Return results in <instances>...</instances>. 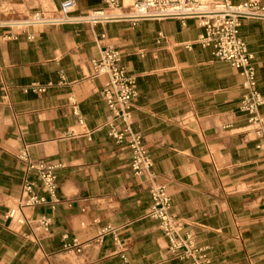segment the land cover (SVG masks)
<instances>
[{"label": "crops", "instance_id": "0c3cea01", "mask_svg": "<svg viewBox=\"0 0 264 264\" xmlns=\"http://www.w3.org/2000/svg\"><path fill=\"white\" fill-rule=\"evenodd\" d=\"M65 1L0 0V264H189L172 257L149 218L152 183L166 188L181 235L212 264H264V167L239 110L238 72L198 43L204 29L195 18L21 24L41 12L60 19ZM73 1V18L106 8L104 0ZM134 1L120 0V13ZM239 35L264 97V18L242 17ZM107 46L137 77L133 128L155 180L136 176L129 150L109 136L105 77L91 73ZM49 83L44 93L33 86ZM24 150L34 162L60 165L55 209H20L29 222L50 217L48 232L5 218L20 206L26 180L45 195L19 160ZM73 240L80 252L64 248Z\"/></svg>", "mask_w": 264, "mask_h": 264}, {"label": "built area", "instance_id": "2783aa9c", "mask_svg": "<svg viewBox=\"0 0 264 264\" xmlns=\"http://www.w3.org/2000/svg\"><path fill=\"white\" fill-rule=\"evenodd\" d=\"M105 9L93 11L95 16L89 13L85 17L73 18L70 14L75 9V2L68 0L60 5L61 18L58 22H73L85 20L92 24L106 17L103 13L111 8L120 9L123 5L120 0H104ZM130 11L126 18L133 23L141 19L155 18H195L204 29L198 39V43L205 48H211L213 55L219 61L228 63L241 77L243 95L239 103V110L247 115L250 133L256 141V149L260 153V161L264 167V115L260 112L264 105V97L256 89V69L253 63L254 56L250 52L247 43L240 37L242 17L264 18V6L259 0H247L239 4H233L231 0L213 2L211 0H135L130 5ZM31 25H44L53 23V18L46 17L44 13H37L32 17ZM1 25V24H0ZM91 73L94 78L105 77L102 87L103 99L108 109L113 114V120L108 124L109 136L118 145L128 149L131 154V168L139 178L155 180L152 171V158L144 142V137L133 128L132 103L138 97L137 77L131 74L123 64L122 53L119 49L107 46L99 56L91 61ZM63 81V80H62ZM63 83V82H62ZM46 86H33L41 93L47 91ZM19 160L24 162L27 169L34 172L41 181L45 195L36 191L35 181L26 180L22 190V200L19 207L12 208L5 218L22 226L26 223H36V227L48 232L52 220L46 215L40 216L35 221H27L21 214V206L36 208L49 204L52 210L59 203L57 196L58 175L60 165L46 161L34 162L26 150ZM151 206L149 218L157 221L160 230L168 242V251L175 259L189 261V264H212L202 255V250L193 243L190 235L182 236V224L171 213L172 199L166 188L152 183L149 187ZM68 240V236L63 237ZM64 248L76 249L80 252V246L76 240L66 242Z\"/></svg>", "mask_w": 264, "mask_h": 264}, {"label": "bare ground", "instance_id": "6f19581e", "mask_svg": "<svg viewBox=\"0 0 264 264\" xmlns=\"http://www.w3.org/2000/svg\"><path fill=\"white\" fill-rule=\"evenodd\" d=\"M120 12H121V9H118V8L108 9L103 13V15L106 16L103 19H114V18H126L127 17V16H125V14H121ZM89 14L91 16H95L93 11H91ZM32 19L33 18H31L30 20L24 21L21 24L22 25H31L30 23L35 22V21H32ZM51 21L58 22V21H60V19H51ZM0 24H6V23L0 21Z\"/></svg>", "mask_w": 264, "mask_h": 264}, {"label": "rangeland", "instance_id": "374dc122", "mask_svg": "<svg viewBox=\"0 0 264 264\" xmlns=\"http://www.w3.org/2000/svg\"><path fill=\"white\" fill-rule=\"evenodd\" d=\"M46 15V17H49V18H57L56 16H51V15H48V14H45ZM14 208H16V207H14ZM14 224L16 225V223L14 222Z\"/></svg>", "mask_w": 264, "mask_h": 264}, {"label": "water", "instance_id": "95a60500", "mask_svg": "<svg viewBox=\"0 0 264 264\" xmlns=\"http://www.w3.org/2000/svg\"><path fill=\"white\" fill-rule=\"evenodd\" d=\"M115 19H129V18H114V19H106V20L108 21V20H115Z\"/></svg>", "mask_w": 264, "mask_h": 264}]
</instances>
